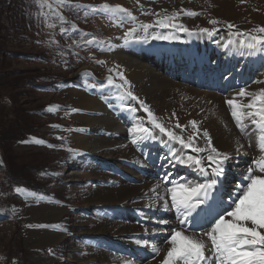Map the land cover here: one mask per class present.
Here are the masks:
<instances>
[{"label": "bare ground", "instance_id": "6f19581e", "mask_svg": "<svg viewBox=\"0 0 264 264\" xmlns=\"http://www.w3.org/2000/svg\"><path fill=\"white\" fill-rule=\"evenodd\" d=\"M156 1L153 2L160 11L184 8L198 13L180 17L192 31L206 28L204 23L210 19L220 21L215 27L221 29L212 37L176 33L177 40H134L127 44L109 41L115 85L112 88L100 85L91 96L81 89L72 90L76 111L69 120L74 128L66 136L73 141L78 153L88 151L104 160L102 167L95 165L93 168L98 182L87 186L86 201L103 200L109 210L108 215L96 213L93 217L83 218L87 224L80 223L82 231L92 236L90 242L83 241L80 259L84 264H160L168 247L165 241L170 229L181 228L173 218L174 210H165L163 202L155 199L153 188L159 185L157 192L166 195L165 187L171 185L162 178L169 174L170 180L181 181L183 178V182H204V178L191 169L174 161L169 163L172 160L169 155L171 145L165 146L159 139L131 143L129 129L140 123L151 127V123L141 104L126 97L124 89L116 86L123 83L120 74L128 81L125 87H130L147 107L153 100L172 101L169 106L151 111L159 122L181 134L180 129L174 127L178 121L186 126L182 134L187 138L192 131L188 122L198 121L200 129L208 130L213 145L221 152L229 153L230 160L219 178L220 183L212 190H219L223 202H230L227 195L234 193L236 176L244 177L250 160L259 155L254 139L236 128L225 100L242 87L249 91L264 88V52L241 55L223 48L222 43L237 31L264 25V0H244L243 3L241 0ZM227 23L235 27L229 29ZM69 92L63 90L60 96ZM155 133L160 136L158 130ZM162 139L166 141L167 137ZM197 144L205 147L203 139L197 140ZM238 144L242 146L239 153L236 151ZM175 147L180 149L178 144ZM73 168L66 172L74 174ZM64 209L60 202L40 199L31 211L38 218H58ZM161 219L167 224L160 225ZM159 228L166 230L153 231ZM26 230L25 240L31 247L57 243L64 233L51 227ZM138 239L147 244L137 245ZM152 245L160 249L159 255L151 251Z\"/></svg>", "mask_w": 264, "mask_h": 264}, {"label": "rangeland", "instance_id": "374dc122", "mask_svg": "<svg viewBox=\"0 0 264 264\" xmlns=\"http://www.w3.org/2000/svg\"><path fill=\"white\" fill-rule=\"evenodd\" d=\"M153 1L66 0L58 5L55 0H0V264H84L83 241L92 236L80 223L109 210L103 200L86 201L87 186L98 182L93 168L104 160L88 151L78 153L66 136L74 128L69 120L75 113L72 90L91 96L100 85H115L108 42L125 41L130 28L153 23V13L160 12ZM105 3L128 9L135 21L97 7ZM169 31L174 30L153 27L146 34L138 28L136 35ZM109 77L114 84H108ZM63 90L71 93L61 97ZM169 104L153 100L148 108L155 112ZM71 168L74 174H68ZM40 199L60 202L62 215L38 218L31 208ZM47 227L64 231L57 243H26L27 228Z\"/></svg>", "mask_w": 264, "mask_h": 264}, {"label": "snow or ice", "instance_id": "6c2138e0", "mask_svg": "<svg viewBox=\"0 0 264 264\" xmlns=\"http://www.w3.org/2000/svg\"><path fill=\"white\" fill-rule=\"evenodd\" d=\"M65 2L66 0H55L58 5H63ZM243 2L244 0H241V3ZM97 7L108 13H123L133 21L136 19L128 9L119 4L105 3ZM54 14L61 21L64 20L59 12H54ZM153 15L155 17L153 23H141L125 32L124 42L127 44L132 39L138 41L177 40L179 39L177 32L188 33L190 36L200 34L212 37L217 32L215 26L220 23L217 19H210L208 23L213 25L212 28H199L192 31L179 21L181 16L198 15L190 9H173L171 12L162 9ZM75 27L72 25L73 29ZM153 27L174 31L165 34L153 32L151 36L136 35L138 28L147 34L148 30ZM227 27L232 29L235 25L227 23ZM60 31L63 33L66 30L61 28ZM93 42L88 41V43ZM222 47L230 48L241 55L264 52V25L233 33L228 39L223 40ZM120 78L123 83L116 86L124 89L126 97L141 104L151 123V127H146L143 123L133 125L129 129L131 143L138 144L140 141L159 139L165 146L171 145L169 155L172 160L169 163L174 161L175 164L191 169L204 178L203 183L183 182V178L181 181L170 180L169 174L162 178L163 182L171 184L170 187H165L166 195L157 192L159 185L153 188L156 192L155 199L163 202V208L167 211L175 210L179 225H188L190 219H199L204 225H210L199 232L191 233L183 227L179 230L175 227L171 228L165 241L168 247L160 264H264V88L249 91L242 87L231 98L225 100L236 128L248 135L250 139H254L259 155L247 168V174L243 180L236 184L234 193L230 196V202L221 201L217 206L219 208L217 211L214 208L205 210L201 206L207 203L210 193L220 183L219 178L223 176L225 165L230 160L229 153L221 152L213 145L208 130L200 129L198 121L188 122L192 131L187 138L182 134L186 131V126L178 121L174 127L180 129L181 134L166 127L164 123L157 120L147 105L134 95L130 87H125L128 81L123 78L122 74ZM108 84H114L111 77L108 78ZM172 115L175 116V113ZM155 130L159 131L160 136L156 135ZM164 136L167 137L166 141L162 139ZM199 139L205 141V147L197 144ZM35 142L44 143L42 140H35ZM177 144L180 146L179 150L175 147ZM241 147L238 144L237 153L240 152ZM187 150H190L191 154ZM16 191L19 192L21 189L17 188ZM151 206L154 205H149ZM198 209L206 214L201 216L197 212ZM193 213H197V217L193 218ZM158 223L166 225L167 221L161 219ZM165 230L164 228L153 229L154 232ZM135 243L146 245L147 241L138 239ZM151 251L156 255L160 254V249L156 245H152Z\"/></svg>", "mask_w": 264, "mask_h": 264}, {"label": "water", "instance_id": "95a60500", "mask_svg": "<svg viewBox=\"0 0 264 264\" xmlns=\"http://www.w3.org/2000/svg\"><path fill=\"white\" fill-rule=\"evenodd\" d=\"M3 168H4V164H3L2 159L0 157V171L3 170Z\"/></svg>", "mask_w": 264, "mask_h": 264}]
</instances>
